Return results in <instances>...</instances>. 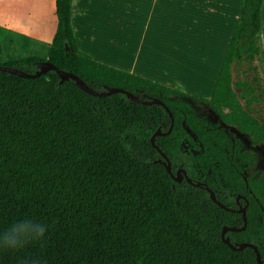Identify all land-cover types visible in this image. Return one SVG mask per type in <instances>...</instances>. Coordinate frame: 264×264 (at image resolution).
<instances>
[{"label":"trees","instance_id":"1","mask_svg":"<svg viewBox=\"0 0 264 264\" xmlns=\"http://www.w3.org/2000/svg\"><path fill=\"white\" fill-rule=\"evenodd\" d=\"M264 0H242L240 18L210 99L113 68L82 52L71 28V0H55L56 25L46 59L0 63L36 74L49 61L91 89L124 94L91 96L50 71L25 78L0 71V234L34 220L45 236L18 249L0 248V264H264V179L247 175L253 157L230 128L264 144L259 33ZM2 49L0 46V56ZM232 65L248 79L233 81ZM262 84V85H260ZM238 89V93L235 91ZM205 104L210 122L184 99ZM178 169L187 178L174 180ZM211 171L224 184L206 178ZM211 189L221 208L211 199ZM245 208V217L238 211Z\"/></svg>","mask_w":264,"mask_h":264},{"label":"crops","instance_id":"2","mask_svg":"<svg viewBox=\"0 0 264 264\" xmlns=\"http://www.w3.org/2000/svg\"><path fill=\"white\" fill-rule=\"evenodd\" d=\"M30 4L42 15L55 10V0H0V12ZM241 8L242 0H71L70 22L78 48L94 60L210 99ZM97 11L109 14L107 25L96 22ZM112 14L124 16L127 25L121 27ZM48 31L50 43L55 28ZM259 38L257 66L264 81V1Z\"/></svg>","mask_w":264,"mask_h":264},{"label":"rangeland","instance_id":"3","mask_svg":"<svg viewBox=\"0 0 264 264\" xmlns=\"http://www.w3.org/2000/svg\"><path fill=\"white\" fill-rule=\"evenodd\" d=\"M20 1L22 2L23 0ZM51 10L52 12L45 10L46 12L42 15V12L37 13L36 10L32 11V5L30 4L28 7L15 5L12 10H9L6 13L0 12V21L5 18V23L7 25L4 26L0 23V46L2 49L0 63L21 59L27 56H36L40 59L47 58L49 49V41L47 39L49 34L48 29L51 28V30L54 31L56 25L55 10ZM95 15L99 18L96 22L100 26L107 25L108 22L106 19L109 14L97 11ZM112 17L121 27L128 23L127 19L119 14H112ZM245 69V66L232 65L233 81H235L238 76L242 79H248L250 75ZM235 91L237 93L239 92L238 89H235ZM190 94L208 97V94ZM183 101L186 106L196 111L198 115L204 116L210 122H218L217 115L205 104L194 103L187 98ZM254 107L258 109V114L256 115L257 119L264 116V101L257 103ZM230 130L242 140L245 151L253 157V161L248 165L246 174L251 175L256 179H264V144L257 146L251 145L247 136L242 135L235 128L231 127ZM206 178L210 179L215 184H224L223 181L218 180L215 174L211 171L206 173Z\"/></svg>","mask_w":264,"mask_h":264},{"label":"water","instance_id":"4","mask_svg":"<svg viewBox=\"0 0 264 264\" xmlns=\"http://www.w3.org/2000/svg\"><path fill=\"white\" fill-rule=\"evenodd\" d=\"M37 67L39 69V71L36 73V74H27V73H24V72H21L17 69H14V68H9V67H6V66H1L0 65V71L1 72H6V73H9V74H13V75H18V76H21V77H25V78H35V77H38L40 75H43L47 72H50V71H53L56 73V75L59 77L60 79V83H63L65 81H68V80H72L74 82V85L76 87H78L80 90H82L83 92L91 95V96H95V97H102V96H109V95H112V94H124L127 96V98H129L131 101H134L136 103H139V104H144V105H160L162 106L166 111L167 113L169 114V117L171 119V125H170V128L168 129L167 133L166 134H169L172 130V126H173V115L171 113V111L169 110V108L158 98H155V97H149L148 101H143L141 99H139L137 96L133 95L132 93H130L129 91L125 90V89H122V88H117V87H106L105 90L106 92H97V91H94L93 89H91L81 78H79L77 75L73 74V73H70V72H65L63 70H60L58 69L55 65H53L51 62L49 61H40L37 63ZM159 135H164V134H161L160 132V129H158L152 136H151V144L152 146L160 153V155L162 156V158L164 160H158V162L160 164H162L167 173L176 181L180 182L182 180V178H187V175L185 173L184 170L182 169H178L177 171V177H174L173 174H172V171H171V165L169 163V160L168 158L166 157V155L154 144V138L156 136H159ZM188 182L192 183L190 179H188ZM196 186H203L208 192H210L211 194V199L216 203L218 204L221 208H225L219 201L216 200L215 196L213 195L212 191L210 188H208L206 185L202 184V183H198V184H195ZM227 209V208H225ZM240 214H242L243 217H245V214H246V210L245 208L241 209L238 211ZM237 231V229L235 228H224L222 230V233H221V238L223 240V242L225 244L228 245L229 248H231L232 250H242L243 248L245 247H250V248H253L257 254V262L258 264H262V261L260 259V255L258 253V250L251 244L249 243H243V244H240L238 246V248L234 247L228 240V238H224V234L227 232V231Z\"/></svg>","mask_w":264,"mask_h":264},{"label":"clouds","instance_id":"5","mask_svg":"<svg viewBox=\"0 0 264 264\" xmlns=\"http://www.w3.org/2000/svg\"><path fill=\"white\" fill-rule=\"evenodd\" d=\"M47 225L31 219L14 224L0 234V248L18 249L45 236Z\"/></svg>","mask_w":264,"mask_h":264}]
</instances>
